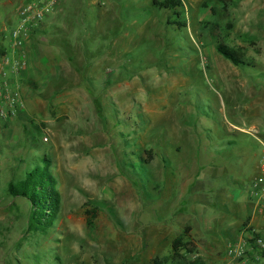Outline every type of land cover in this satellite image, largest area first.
I'll list each match as a JSON object with an SVG mask.
<instances>
[{"label":"rangeland","instance_id":"rangeland-1","mask_svg":"<svg viewBox=\"0 0 264 264\" xmlns=\"http://www.w3.org/2000/svg\"><path fill=\"white\" fill-rule=\"evenodd\" d=\"M23 1L0 0V62ZM154 1L60 0L41 23L70 64L40 89L20 72L24 108L0 117V264H224L260 173L264 0H181V27ZM43 156L59 208L37 231L7 185Z\"/></svg>","mask_w":264,"mask_h":264},{"label":"built area","instance_id":"built-area-1","mask_svg":"<svg viewBox=\"0 0 264 264\" xmlns=\"http://www.w3.org/2000/svg\"><path fill=\"white\" fill-rule=\"evenodd\" d=\"M59 2L25 0L18 5L16 22L8 32L7 52L0 62V117L9 119L24 108L20 72L28 62L26 47L43 20L58 9ZM253 132L262 147V158L260 173L247 184L246 191L260 207L264 202V129ZM226 253L230 260L241 264H257L264 259V237L247 224L237 239L228 244Z\"/></svg>","mask_w":264,"mask_h":264},{"label":"trees","instance_id":"trees-1","mask_svg":"<svg viewBox=\"0 0 264 264\" xmlns=\"http://www.w3.org/2000/svg\"><path fill=\"white\" fill-rule=\"evenodd\" d=\"M219 1L225 2L226 0ZM154 3L161 8L173 10L174 18L172 23L180 27L184 25L185 22L180 19V13L175 11V7L182 5L181 0H155ZM217 50L235 64L240 65L245 63L234 49L224 44H218ZM2 51V54L7 52V47ZM50 165V158L43 156L40 162L25 170L23 177L9 181L7 185V192L10 195L24 197L30 202V228L37 231H45L53 224L59 208V193L56 190L57 181L54 174L50 171ZM137 165L141 166L139 163ZM140 169H142V166ZM189 244V238L185 233L176 237L172 243L173 254L179 255L178 248L190 252L191 250L187 249V245ZM120 264L125 263L121 262ZM188 264H202V262L197 259L188 262Z\"/></svg>","mask_w":264,"mask_h":264},{"label":"crops","instance_id":"crops-1","mask_svg":"<svg viewBox=\"0 0 264 264\" xmlns=\"http://www.w3.org/2000/svg\"><path fill=\"white\" fill-rule=\"evenodd\" d=\"M51 23H53V20L50 22L48 21L47 25L45 26L41 24L39 30L33 35L32 39L34 40L32 46H30L31 44H28L26 47V54L29 64L21 71L22 76L25 75V77H27L28 79H32L35 81L39 80L42 83V85H40L38 89L44 88L43 80L47 81L48 78H51V81H56L60 76L65 74V67L68 63V59H70L67 58L65 54L59 50V48H65V44H57L51 38L47 37L49 36L48 28L52 26ZM41 33H43L42 36H40ZM38 37H40V39L36 41ZM68 64H70V62ZM39 94L42 95L43 92H39ZM64 94V92H60L56 94V96L60 97ZM50 95L52 96L53 94ZM32 102H35L34 99L26 101L27 106H29V111H31L30 107L32 106ZM248 198L250 202H247V206L250 207V211L242 212L241 218L237 220L234 218H227V224L229 226H232V231L230 235L226 237L224 247H222L224 249L227 248L229 243L237 239L240 232L244 228V226H242L243 223H246V225L249 224L252 228L259 231L264 237V232L257 228L258 223L256 222L257 219L260 224L264 222V202L263 205L259 207V205L255 201H252L253 199L250 198L249 195ZM210 241H213L212 252H215L216 254L221 253L222 249L220 248V244L216 242L217 240L211 238ZM216 260L219 264L223 262L222 259L221 261L220 259ZM224 264H241V262L239 263L237 261L230 260L225 255ZM257 264H264V259Z\"/></svg>","mask_w":264,"mask_h":264}]
</instances>
